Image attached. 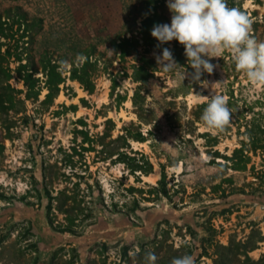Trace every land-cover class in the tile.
I'll list each match as a JSON object with an SVG mask.
<instances>
[{"label": "rangeland", "instance_id": "obj_1", "mask_svg": "<svg viewBox=\"0 0 264 264\" xmlns=\"http://www.w3.org/2000/svg\"><path fill=\"white\" fill-rule=\"evenodd\" d=\"M167 4L0 0V264H264V86L227 52L192 81L151 35ZM227 4L264 41V0ZM214 92L223 131L200 119Z\"/></svg>", "mask_w": 264, "mask_h": 264}, {"label": "clouds", "instance_id": "obj_2", "mask_svg": "<svg viewBox=\"0 0 264 264\" xmlns=\"http://www.w3.org/2000/svg\"><path fill=\"white\" fill-rule=\"evenodd\" d=\"M170 24H154L151 35L160 44L172 40L184 47L187 62L194 70L191 79L200 82L204 72L212 74L217 65L210 61L221 58L226 52L232 57L237 71L242 72L252 86H264V41H258L252 33V19L240 8L229 7L227 0H168ZM157 64L168 72H175L182 82L186 70L164 48L156 56ZM207 87V81L202 82ZM219 83V82H217ZM206 103L201 114L205 128L223 131L232 121L228 97L216 94L201 95ZM158 257L148 252L147 264H156ZM171 264H195L191 255L173 258Z\"/></svg>", "mask_w": 264, "mask_h": 264}]
</instances>
